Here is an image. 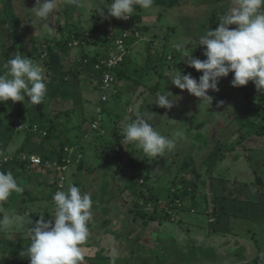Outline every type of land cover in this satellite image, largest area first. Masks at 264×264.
I'll return each mask as SVG.
<instances>
[{
  "label": "crops",
  "instance_id": "crops-1",
  "mask_svg": "<svg viewBox=\"0 0 264 264\" xmlns=\"http://www.w3.org/2000/svg\"><path fill=\"white\" fill-rule=\"evenodd\" d=\"M170 1L172 3L167 5L168 9L166 11L167 14L165 13L166 15L156 13L155 5L148 10L140 9L137 6L138 11L134 15L136 17L134 19L135 22L133 23L135 26L132 25L131 30H129L130 26H125L123 19L115 17L105 19L104 16L100 14V11L97 10L101 4L108 5L112 0H92L91 3L98 7L96 9H86L88 13H83V15L87 14L86 16L93 21H89L90 24L86 21L87 26L76 22L75 25L72 26L71 24L65 29L66 35L72 32L83 34L82 42L84 43H81L80 45L76 44L75 46H67V48L62 44L63 40L59 39V35L54 36V39L61 41H51L49 45L44 43L42 45V42L40 41V37L42 39L44 33L39 34V36L37 34V37L39 38L34 37V41L30 44L29 51L31 49L33 50L32 53H35V56H33L32 59L34 62L39 63L44 69L48 89L44 101L40 104L43 105L44 109L46 108V112L48 113L47 108L49 106V101L51 100L50 105L53 103L52 107L54 108L50 109V114H47L45 110H43L44 114H38L36 118H33L26 116V114L21 112L19 108H16L12 104V101L8 102L11 103L9 105L1 104L0 112L3 110L5 116L0 120V125L5 126L3 135L4 141L7 140L6 148H3V151L5 154L12 157V161L3 160L1 163L3 164L5 172L11 171L13 173L20 186L24 188V191L22 193L13 192L7 201L0 202V215H16L23 218L22 223H17V225L6 231L0 230V257L9 258L14 255L16 251L19 252L18 247L22 245V241H25L23 238L28 239V229L31 227V225L27 223L29 219H32L33 224H35V222L40 219V215H44L45 220L52 219L54 222L53 214L55 212V204L53 201L54 191L52 190L54 189L57 174H55L53 169L40 165L31 163L19 165L15 161V158H19V156L24 153L45 155L55 158V156L58 155L57 151L61 146L69 145L71 147L77 146L73 151L76 153L80 152L82 157L78 163L70 164L67 169L64 191L67 190L69 183H71L78 186L81 189L82 194H88L93 202L91 209L92 219L88 224L89 236L86 243L82 246L85 256L83 264H110V257L113 255V248L116 249L118 254L116 264L167 263V258L164 256L166 253L163 250L164 245L161 244L162 238L158 236V234H160L161 237H163V235L167 236V225L162 228L166 221L160 216L155 217L154 219H149V215L156 212L157 209L151 208L149 210L146 208L147 202L144 207L138 210L136 208V201L133 199V193L127 187V179L129 181L131 177H137L140 175L141 173L139 174V169L136 170V167H133L127 171L124 170V166L122 165L121 168L119 167L118 169H115L112 168L110 164L116 158L121 160L120 156L123 155L129 156V158L132 157L130 150H139L142 152V150L135 144L126 143L123 138H121L123 141L121 143L125 144V147L130 148L129 152L125 153L126 148L124 147L123 150H118L112 146L113 141H119L117 140V134L122 133L121 136L123 137V132H119L120 128L117 132L116 123L124 121V127L127 123L134 120L137 113H139L140 105L146 99L144 92L142 94L139 92V86H143V84H140V81L133 80L132 75H134L138 69H142L151 74L150 81L153 77V80H156L157 78L158 83H160L159 81L162 80V75L165 76L166 73L170 72L167 67V59L172 58V54L174 56L178 55L175 44L184 42L188 46V40L184 37L186 35L184 28L187 31L189 28L191 31L189 32V36H193L192 39L196 38L198 41L201 37L200 34L204 35L208 31V27L203 26L198 17L195 21L192 20V26H187L188 28L183 26L185 24H190L189 21H186L188 18L187 15H190V13L198 14L197 16H200L201 12L202 16L205 15L202 10H199V13H197V5L201 4L204 6L209 0L207 2L201 0L197 5H193L194 7L191 11L189 7L184 8L181 13L183 14L181 15L182 17L176 19L172 16L175 13L170 11L176 10L174 5L179 4L180 0ZM216 1L218 0H211V3L215 6ZM182 2L183 0H181V4ZM156 4L165 3L156 2ZM104 5H101L100 9L103 10L106 16L107 8ZM206 5L208 6V4ZM171 7L172 9H170ZM209 12L214 14L215 7ZM77 13L80 16L82 10L77 11ZM211 14L208 13L207 15ZM170 17L175 20L171 21ZM211 25L214 29L217 28L216 26L214 27L213 22H211ZM135 27L140 31L138 37L132 33V29ZM124 29L128 30L125 42L129 53L125 57L124 62L116 69L120 93L118 95H113L107 91L108 99L106 102H103L101 100L102 90L99 88L102 71L97 70L95 66L94 69L96 71H92L89 67L83 66L81 60L85 57L88 59L97 58L98 60L99 57L105 56L110 52L109 48H111V43L107 36L113 35L116 37L120 35L121 31ZM37 32L38 31H36V33ZM42 40L45 43H48L46 39ZM71 40L72 38L68 41L71 42ZM189 43L192 44L193 42L189 41ZM53 44L55 45L54 48L56 51L50 49V46ZM195 45L194 49L196 54H199L203 48L198 46V43ZM36 49L37 51H35ZM169 51H171V53H169ZM25 53H28V49ZM201 55H203V53ZM74 68L77 72L72 74L70 70H74ZM155 72L158 73L157 76ZM232 79L233 73L230 72L227 77L220 78L218 84L219 91L208 90V94L213 97L210 105H208L207 101H202L200 98L202 102L200 101V103L196 105L198 109L197 111L202 113L199 114L200 118H211L217 114V119H221L219 122L222 124L223 118H226V123L234 119L236 113L233 112V107L231 108L229 104L226 105L225 103H229V98H231V102L237 103L235 105L239 108L238 104H243L242 102H236V100L242 99L243 94L238 93L239 91L236 87L232 86ZM239 89L241 91L242 86ZM219 92H221L222 97H220ZM147 93L149 94L147 96L148 98L153 96V101L158 95V92H156L155 95H151L149 89H147ZM175 94L178 95L180 92ZM225 95L227 97H225ZM222 98H224L222 101H225L223 109H227L219 111L220 107L218 104ZM225 98L228 100H225ZM110 102H114L122 108L123 112L121 115L118 112V106H112L110 105ZM10 105H13L15 108L11 109ZM144 108L147 107H143V109ZM148 108H151V110L155 109L154 106H148ZM53 109H56L57 111L53 112ZM102 113H106L111 122H116L113 123V127L110 126V123L107 124L111 127L110 129L114 128V131L107 130L105 134L110 135L113 139L107 137L103 143H100L98 139L102 136L98 134V130L91 129V122L99 119L102 121L101 126L102 123H107L103 122L101 117ZM145 113L144 110L143 114ZM219 113L222 114L219 115ZM233 113H235V115ZM147 120L150 124L153 125L154 122V126H157V121L155 122L149 118ZM201 121H203L201 122L203 124L204 120L202 119ZM18 123L21 125H18ZM25 124L29 125L26 128H23L22 125ZM35 124L37 125V130L33 129ZM15 125H17V127H15ZM43 127L49 129L48 133H50V136L48 138L42 137V134L40 133L41 130H44ZM216 128V132L222 131L221 127ZM234 130L235 129L232 131ZM212 133L214 134L213 131ZM165 134L167 133L165 132ZM185 137L186 136L179 138L180 141L184 140ZM9 145L11 148H9ZM8 148L10 151H8ZM166 156L167 152L164 154V157H160L158 160H162ZM152 161L153 159L148 160L147 158H144L141 161L143 164L140 163V161L136 163V166H138V168L140 167L145 174L142 176L140 175V179L143 180L146 177L147 185H145V193L149 196H147L148 198L152 199L153 202H156V200L159 199L167 204L165 202L167 201L169 188H167V170L166 168L164 169L166 170V172L164 171L165 176L161 177V172L158 171L159 168L155 167L157 163L152 164ZM124 163L125 165L127 164V162ZM243 163L245 164V161H243ZM160 164V167H167L162 161H160ZM246 166L247 165L245 164V167ZM241 167L243 166L241 165ZM112 174L114 178L113 180L111 179ZM134 174L136 175L134 176ZM224 183L226 187L223 186L224 188L222 189L221 187L217 188V200L215 203L212 202V210L205 213L207 218L206 222L203 223V219H199L198 215L201 214V212L197 211V217H194L196 218V221L191 222L189 225H192L194 229L196 227L201 230L200 233L196 232L194 235L200 234V236L209 235L212 237V241L209 242L208 245L202 243L201 238L198 236L193 237L192 232L196 230H192L188 227H181L184 230L177 232L181 233L179 234L180 238H178L173 231L169 233L172 228L168 231V234L172 236L171 239L175 246L183 245L185 241H188L195 247L199 246V248L203 247L205 249L210 248L208 251H210L211 254L207 255L209 258H207V260H200V264H239L241 262V260H238V254L235 255V258H229V253L232 252L231 249H237L239 244L231 245L229 240L221 241L219 237V234H223L224 231H231V233H233L231 227L234 226V222L232 219L237 217L236 214L229 212L222 214L224 211L222 207H224V202L227 198L231 202L238 200L234 199L232 196L229 198V196L227 197L225 195L224 189H229L227 185H229L230 181L225 180ZM234 184H236V182ZM221 193H223V195ZM151 196L154 197L152 198ZM220 202L222 204L221 207L218 206V203ZM242 203L243 207L250 202L243 201ZM160 204L157 205L160 206ZM184 204L185 206L183 208H178L182 214L184 211L197 208L195 205L187 203V200ZM181 217L185 216L180 215V223L185 220ZM184 231H188L187 236H182ZM213 232H216V234ZM234 253H236V251L232 252V255ZM193 261L196 264L197 261H195V258ZM185 264H192V259Z\"/></svg>",
  "mask_w": 264,
  "mask_h": 264
},
{
  "label": "rangeland",
  "instance_id": "rangeland-1",
  "mask_svg": "<svg viewBox=\"0 0 264 264\" xmlns=\"http://www.w3.org/2000/svg\"><path fill=\"white\" fill-rule=\"evenodd\" d=\"M91 1L92 0H81V4L78 7L75 5H66L63 3V0H57L56 14L54 15V17L50 15V17L46 21L47 23H49L50 27H54L56 29L54 30V34L49 35L41 27V24L39 23H36L34 25L29 23V27L35 30L33 31L34 37H37V34L39 36V34L44 33L42 35V39H46L48 43H45L41 39V37H40V41L42 42V45L43 43L46 45H49L50 42L55 38L54 36L58 35L57 27L59 26V22H61L60 24H63L65 20H67L68 23L65 24L66 28L70 26L71 24L72 26L75 25L76 22H79L80 24L87 26L86 21L88 24H90V22H92L93 20H91L88 16H86L87 14L83 15V13L87 12L86 9H90V8L96 9L98 7L96 5H93ZM200 1L201 0H183L181 4V0H180L179 4L174 5V8L176 7V10H171L170 12L175 13L174 15H172L175 19L178 17L180 18L182 17L181 15H183L181 13L183 12L184 8L189 7L191 11V9L194 7L193 5L195 4L197 5V3H199ZM207 1L208 0H205V2ZM218 1H216V4H215V6L218 5L216 15L215 13L211 14V12H209L211 9L215 7L214 4L211 3V0H209V2L206 3L208 4V6L206 4L204 6L201 4L197 5L198 7L197 13H199V10H202L204 11L203 13L205 15L202 16L201 12H200V16H197L198 14L190 13V15H187L188 18L186 19V21H189L190 24L189 25L185 24L183 27L192 26L193 21H195L197 17L198 19H200V22H202L203 25H205V23L208 24L209 22H215L214 27L215 26L218 27L220 23L219 17L227 13L234 6V0H224V1L218 0ZM154 2H155L154 5H155L156 13H160L164 15L167 14L166 13L168 9L167 5L169 3H172L170 0H154ZM156 2L165 3V4H156ZM35 6H36V0H0V74H2L5 71L3 67L4 64L9 59L14 58L17 54L21 56L26 55L28 58H32L33 56H35V54L29 55L25 53L26 50L20 47L21 40H25L24 46L26 45V49L30 47L31 41L27 39L24 34L18 33L17 31L14 32V29H15L14 16L16 14L21 15V17H23V20H20V21L22 24H24L26 22L25 12L27 11L30 13V19H31L30 22H31L36 19L34 15V9H32ZM64 8H66L65 16H63L65 12L63 11ZM170 9H172V7ZM76 10L77 11L82 10V13L80 16ZM208 13H210L211 15H207ZM215 17L217 19H215ZM174 18L170 17L171 21H174L175 20ZM230 26L231 28L237 27L236 25H230ZM207 27L209 26L207 25ZM36 31L38 32L36 33ZM184 32L187 35L186 36L184 33L185 35L184 37H186V39L188 40V46L187 44H185L187 50L189 52H192L193 56L198 57L201 60L206 59L204 55H201L203 53V49L201 50L200 53L197 50L199 54H196L194 46H196L195 45L196 43H198V46H199V41L196 40V38L192 39L193 36L192 37L189 36L190 34L189 32H191L190 29L188 28V31H187L184 28ZM200 35L202 36L203 34H200ZM189 41L193 43L190 44ZM68 43H62V44L65 47L67 46L69 47ZM72 46H75V45H72ZM169 53H171V51H169ZM177 53L178 55L174 56L172 54V58L167 59V67L170 70L168 74L172 73V75H175L176 72L181 70L182 74L191 73L192 76L197 78L198 80L199 76L202 75V71H197L195 68L189 67L185 61H180L182 59L181 54L180 52H177ZM157 74L158 73H156V76ZM132 77H133L132 78L133 80L140 81L141 82L140 84H143V86H139V92L140 94L144 92V95L146 97L144 102L140 105L139 114L143 116L145 119L149 118L150 120H153L155 122L157 121V126L155 127L154 126L155 123L153 122V127H155L157 131H159L162 135H165L166 137L171 138L173 134L177 131L183 132L184 136H186L184 140L180 141V139H177L176 148L172 151L167 152V156L164 159L158 160V158H156L152 161V164L157 163L155 167L159 168L158 171L161 172V177L165 176L164 171L166 172L167 170V188L171 186V182L175 178L176 172H179V174L176 175L177 180L180 178V176H185L186 185L187 184L189 185L191 182H194L195 178L196 180H198L197 181L198 186H199V188L197 189L198 199L196 202L197 204L195 205L197 208H194V209L190 208L191 210L184 211V213L182 214L178 208L167 209L165 203H163L162 201H161L162 202L161 204L159 203L160 206H158L155 203V206L157 208L156 212L159 213L158 216L162 217V219L166 221L164 222V225L162 226V228L166 227L165 225H167V236L163 235V237H161V235L158 234V236L162 238V240L160 239L161 244L164 245L163 250L164 252H166L164 256H166V258L168 259L170 257L177 256V254H185V256L183 255V257H177V259L181 261V262H178V264H185V262L188 261L187 259H189L190 257L192 258L194 257L195 261H197L196 264H200L199 262L200 260H207V255L211 254V252L208 251V249L210 248L208 249H205L203 247L199 248V246L193 247L191 245V242H188V241H185L183 245L175 246L173 240L171 239L172 236L168 234V231L170 230V228H172V230H170L169 233L173 231L176 233L177 237L180 238L179 234L181 233H177V232L179 231L181 232V230H184L181 227H188L192 230H196L192 232L193 237L198 236L199 238H201L202 243H205L206 245H208L209 242L212 241L211 239L212 237L209 235L207 236L206 235L200 236V234L194 235L196 234V232L200 233L201 230L196 227L194 229L192 225L191 226L189 225L191 224V222L196 221L195 220L196 218L194 217L195 216L197 217V214H196L197 211L201 212V214L198 215L199 219L201 220L203 219V223L206 222L207 218H206L205 213L210 212L212 210V207H211L212 202L210 201V197H211L210 194H213V190L217 192L218 187H221V189L224 188L223 186L226 187L224 183L225 180L230 181L229 185H227V187L229 188L228 189L229 192L228 190L224 189L225 195L227 197L229 196L230 198L231 190L234 188V186H237V185L240 186L244 184V185H248V189L249 191H251L250 193L253 194V198H255L254 196L261 198L262 190H261L260 185L257 183V180H258L257 178L261 177L263 178V181H264V92L258 91L252 81H249L247 85H244V88H242L241 91L239 89L241 86L236 87V89L239 91L238 93L243 94V98L240 100L237 99L236 102H240V103L242 102L243 105L238 104L239 105V108H238V106L235 105L237 103H232L231 102L232 99L229 98L230 102L229 103L227 102L225 104L226 105L229 104L231 108L233 107L232 108L233 112H235L236 115L235 113H233L235 117L234 119L230 121L228 120L229 121L228 123H226V118H223L222 119L223 124H222L219 122L221 119H217V114H215L211 118H205V119L200 118L199 114H202V113L198 112L197 111L198 109L196 107V105L200 103L201 101L200 98L195 97L194 95L190 94L187 89L181 90L175 85H173L169 77L167 78V76L162 75V80L159 81L160 83H158L157 78L156 80H153L152 79L153 77L151 78V81H150L151 74L142 69H138L137 72L134 73V75H132ZM147 89L150 90L151 95H155L156 92H158V95L164 94L165 91L168 92L167 93L168 95H172L171 97H169V99H172V98L175 99L174 106L171 109L159 107L155 103V99L153 101V98H152L153 96L150 98L147 97L149 95L147 93ZM177 92L178 93L180 92V94L178 95L175 94ZM219 95L220 97H222L221 92H219ZM225 97L227 96L225 95ZM223 99L224 98L221 99L219 103L220 105L218 104L220 108L217 106L219 108V111L220 110L224 111V109H227V108L223 109L225 105L224 104L225 101H222ZM195 100H196V104H195ZM225 100H228V99L225 98ZM10 101L12 100L9 99L6 102H0V109H1V104L9 105L11 104V103H8ZM50 101H49V106L47 108L49 114H50V109L54 108L52 107L53 103L50 105ZM12 104L16 108H19L20 111L25 113L26 116L28 117L36 118L37 115L40 114L41 112L39 111L40 109L38 108V104L33 105L29 103L27 97L25 98L23 102H19V101L13 102L12 101ZM13 105H10L11 109L15 108ZM110 105L118 106L114 102H110ZM148 106L150 107L154 106L155 109L153 108L154 110H151V108H148ZM143 107H147V108L143 109ZM44 110L46 112V108ZM144 110L146 112L145 114H143ZM234 110L239 111V112H236ZM56 111H57L56 109H53V112H56ZM118 112L120 115L123 112L120 106H118ZM0 113H1L0 115V120H1L5 116V113L3 112V110ZM220 114L222 113H219V115ZM101 117H102L103 122H107V124L110 123V126L112 127H113V123L116 122V121L111 122V120H109V117L106 113H102ZM202 119L204 120L203 124L201 123L203 122L201 121ZM123 123L125 122L119 121L116 123L117 132L119 128H120L119 132L122 131L123 125H124ZM18 125H21V124L18 123ZM28 125L29 124H25L22 126L23 128H26ZM15 127H17V125H15ZM216 127H219V128L221 127L222 131L219 130L220 132H216L217 130ZM6 128L8 129L7 126ZM233 129L235 130L232 131ZM4 130H5V126L0 125V165L2 164L1 162L3 160L12 161V157H10L8 154H5L3 151V148H6V143H7V140L4 141V135H3ZM212 131L214 132V134L212 133ZM11 132L13 133L12 130ZM165 132L167 134H165ZM98 134L100 135V133ZM121 134L122 133L117 134V140H119L120 142L113 141L112 146L113 148H116L118 150L120 149L123 150V147H124L126 148L125 153H127L129 152L130 148L125 147L124 146L125 144L121 143L123 142L121 139L123 138ZM104 135H101L102 137L98 139L100 143H103L107 139V137H109L110 139H113V137H110V135L108 134L105 136ZM64 147L65 148L70 147L71 149L74 150L77 146L71 147L69 145H65ZM9 148H11L10 145H9ZM9 148H8V151H10ZM73 150H70L71 153L73 154L71 158H74L75 156ZM130 152L132 153L131 158H133L134 165H130V164L125 165L124 162H127L128 158L126 155H123V156H120L121 160H118L116 158L110 164V166L112 168L118 169L119 167L121 168V165H122L124 166V170H127V171H129V169H132L133 167H136V170L139 169V174L141 173L140 174L141 176L145 175L142 169L136 166V163H138V161L142 163L141 161L144 158H147L148 160H151L153 158L145 156L139 150H136V151L130 150ZM160 161L165 163L167 167H160L161 165ZM243 161H245V164L247 165L246 167ZM241 165L243 167H241ZM165 168L166 170H164ZM0 171H4L3 164L0 166ZM195 171H197L198 173H196ZM111 179L112 180L114 179L113 174L111 175ZM115 181H116V178H115ZM127 182H128V179H127ZM235 182L236 184H234ZM177 184L181 186L180 181H177ZM208 184H210L211 187L210 186L208 187ZM201 194L208 195L207 200H205V198L200 197ZM221 194L223 195V193ZM151 197L153 198L154 196H151ZM256 200L257 199L255 198L253 199V201H251L250 203L242 207L243 201L234 200L233 202H231L227 198V200L224 202V207H222L224 209L222 214L229 212L232 214H236L237 217H234L232 219L234 222V226L231 227L233 230V233H231V231L229 232L224 231L223 234H219L221 241L229 240L231 242V245L239 244V246H244L245 251H246L245 256L249 260L251 259L250 261H252V259L257 257L258 255L264 253V203L258 204ZM148 201L150 202V199H148ZM140 202H141L140 199H136V204H139ZM187 203L189 202L187 201ZM218 206L219 207L222 206L221 202L218 203ZM180 215L185 216V217H181L185 219L181 223L179 220ZM213 233L216 234V232H213ZM183 235L187 236L188 231H184L182 236ZM23 239H25V241H22V245L18 247L19 252L16 251L14 255H12L9 258L0 257V264H30V258L27 256L21 255V253L25 251L28 246H30V242L28 241L29 239H26V238H23ZM231 251L235 252L238 250L232 248ZM232 252L229 253V258L230 257L235 258V255L239 253V252L234 253L232 255ZM200 256H203V258H198ZM170 259L172 261L174 260L173 258H170ZM168 260L167 262H169ZM192 264H195V262L192 261ZM235 264H238V263H235Z\"/></svg>",
  "mask_w": 264,
  "mask_h": 264
},
{
  "label": "clouds",
  "instance_id": "clouds-1",
  "mask_svg": "<svg viewBox=\"0 0 264 264\" xmlns=\"http://www.w3.org/2000/svg\"><path fill=\"white\" fill-rule=\"evenodd\" d=\"M63 3L80 6L81 0H63ZM153 5L154 0H112L104 5L107 8L106 16L100 6L97 10L105 19L115 17L127 20L133 16L137 6L148 10ZM32 9L36 19L30 23H39L49 35L54 34L56 29L46 21L50 15L54 17L56 14L57 0H36V6ZM219 19L218 27L208 30L199 39L206 59L193 56L184 42L175 44L182 57L180 61L202 71L199 79L191 73L182 74L181 70L175 75L165 74L173 85L181 90L187 89L190 94L207 101L208 105L213 99L208 90L219 91L220 78L227 77L230 72L233 73V87L252 81L258 91L264 92V0H234V6ZM230 25L237 27L230 29ZM3 67L5 71L0 74V102L9 99L23 102L26 97L33 105L44 101L48 89L44 69L39 63L26 55L17 54ZM167 93L157 95L155 103L171 109L175 99H169L172 95ZM122 132L126 143L135 144L153 160L174 150L177 139L184 136L181 131L175 132L171 138L162 135L139 113L123 127ZM23 191L24 188L11 171H0V202L7 201L13 192ZM53 201L54 222L52 219L45 220L44 215H40L35 224L32 219L27 221L31 225L28 229L30 246L21 255L29 257L30 264H83L85 256L82 246L89 236L88 224L92 219L91 197L69 183L66 191L54 193ZM22 222L23 218L16 215H0V230L6 231ZM112 251L110 264H116L118 254L115 248Z\"/></svg>",
  "mask_w": 264,
  "mask_h": 264
},
{
  "label": "trees",
  "instance_id": "trees-1",
  "mask_svg": "<svg viewBox=\"0 0 264 264\" xmlns=\"http://www.w3.org/2000/svg\"><path fill=\"white\" fill-rule=\"evenodd\" d=\"M13 7V6H12ZM135 11L137 12L138 11V7H136ZM135 12V14H136ZM134 14V15H135ZM133 15V18H132V23L130 24H133L135 21V17ZM30 13L29 12H25V18L26 20H30ZM19 19V18H18ZM20 22V20H18ZM19 25H21V23H18ZM20 28V26H19ZM59 39H62L63 40V43H68L70 41V39L72 38V40L74 41L75 39H79L80 41L77 43V45H80L81 43H84L82 42L83 41V34H79V33H70L68 35L65 34V29H66V26H63V25H60L59 28ZM26 32V31H25ZM91 32V31H90ZM92 33V32H91ZM29 39L32 43V41H34V36L32 35V32H29ZM69 40V41H68ZM56 41H61V40H56ZM52 46V45H51ZM20 47L22 49H26V45L24 46V42L22 41V43H20ZM54 47V44L53 46ZM32 49L29 51V48H28V53L29 55L31 54H35V53H32ZM37 51V49L35 50ZM28 55V56H29ZM97 61V58H92V59H88L87 57L83 58L81 60V63L83 64V66H86V67H89V69H91L92 71H94V63ZM72 74H75V72H77V70L74 68V70H70ZM96 71V70H95ZM242 88H244V86H242ZM120 93V91L118 90L117 94H113V95H118ZM38 108L40 109L39 111L40 114H44L43 110H44V107L43 105H38ZM50 126V125H49ZM103 129H107L109 131H114V128L110 129V127L107 125V123H102V126H101ZM31 128H32V125H31ZM43 129L46 131V134L42 137H46L48 138L50 136V133L49 132V129H46L43 127ZM101 135V134H100ZM58 155L55 156V158H52L51 156H41L42 158V162L38 165L40 166H44L46 168H50V169H53L55 174H57L56 176V180H55V185H54V189L52 191L57 192V191H61L63 190L64 191V188H65V182H66V171L67 169L69 168L70 165L67 166L66 170L63 172L64 174V180H63V188H61V186L59 187L58 185V182L60 180V176H61V171L57 169V165H62L64 162H65V157L67 156V152L64 150V146H61L58 151H57ZM31 153H24L23 155H20L19 158H15L16 162L19 164V165H24L26 163H30L29 162V156H30ZM25 155V158H23V156ZM122 155V154H121ZM131 156V155H130ZM54 157V156H53ZM128 160H127V164H133L134 165V161H133V158H129V156H127ZM221 158V157H219ZM55 163V164H54ZM184 170V169H183ZM196 173H198L197 171H195ZM179 172H176L175 173V178L172 180V183H171V186L168 188V194H167V201H165L168 205H169V209H176V207H178L177 205H175L176 203V200H179L182 205L179 206L178 208H183L185 206L184 202L187 200L189 201V203H191V205H196L197 203V199H198V193H197V189L199 188L198 186V180H194V182H191L189 185L187 184L186 185V181H185V177L184 176H180V178L177 180L176 178V175H178ZM136 174H134L135 176ZM141 176L138 175L137 177H131L127 183V187L132 191L133 193V196L136 198V199H144V201H148V195L145 193V188L147 185L146 183V177L142 180L140 179ZM257 183L260 185L261 187V190H262V193H261V198L259 197H256L254 196L257 200L256 202L261 204V203H264V181H263V178H257ZM142 180V181H141ZM177 181H180L181 182V186H179L177 184ZM206 185V184H205ZM210 186V184H208V187ZM211 187V186H210ZM251 191H249L248 189V185H240V186H235L232 190H231V196L234 198V199H238V200H241V201H244V202H251L253 201V194L250 193ZM211 197H210V201L215 203L216 200H217V192H215L213 190V194H210ZM148 196V197H147ZM170 197V199H169ZM202 198H205V200H207L208 198V195L206 194H201ZM156 203H157V200H156ZM139 207H138V206ZM136 205V208L138 210H140L142 207L140 204H137ZM152 215V216H151ZM149 215V219H154L155 217H158V213L157 212H154L153 214ZM195 247V246H193ZM238 251H236V253H238V260H241L240 264H264V253L263 254H260L258 255L257 257H255L254 259H252V261L249 263V259L245 256L246 253H245V248L243 246H239L237 248ZM183 255L185 256V254H177V256H174V257H169L170 258H173L174 260L172 261L170 258H168L167 260L169 262H167V264H178V262H181L179 259H177V257H183ZM168 256V255H167ZM187 256V255H186ZM214 257V256H212ZM198 258H203V256H200ZM209 258V257H207ZM194 259V257H190L189 259H187L189 262L190 260ZM185 262V263H187Z\"/></svg>",
  "mask_w": 264,
  "mask_h": 264
},
{
  "label": "built area",
  "instance_id": "built-area-1",
  "mask_svg": "<svg viewBox=\"0 0 264 264\" xmlns=\"http://www.w3.org/2000/svg\"><path fill=\"white\" fill-rule=\"evenodd\" d=\"M136 11L133 12L132 15L135 14ZM132 17H129L127 20L123 19V23L126 25H129L131 30V26L134 24H130L132 23ZM135 26V25H134ZM132 33H134V35L136 37H138L140 35V31L135 27L132 29ZM128 35V30L124 29L123 31H121V34L114 37L113 35H108V39L110 41V47L109 48V53H107L105 56H101L99 57V59L95 62L94 66L97 70H101L102 71V76H101V81H100V85L99 88L102 90V94H101V100L103 102H106L108 99V95H107V91H109L112 94H117L118 90H119V80L117 78L116 75V69L123 63V61L125 60V57L127 55L128 51V47L127 44L125 42L126 37ZM71 42L68 43L69 46L72 45H76L80 40L77 38L74 41L71 40ZM100 110V109H99ZM34 130H37V125L35 124L33 126ZM91 129L93 130H98L100 134H104L105 130L101 127V120H94L93 122H91ZM40 133L42 135L46 134L45 130H41ZM64 150L67 152V156L64 158L65 162L62 165H57V169L61 171V176H60V180L58 182L59 187L63 184V180H64V174L63 172L66 170L67 166L72 164V163H78L81 160L82 154L81 153H76L74 152V158L72 157V153L69 148H65ZM23 158H25V155L23 156ZM29 162L31 164H35L38 165L42 162V158L40 155H36V154H30L29 156ZM55 164V163H54ZM150 199V198H148ZM141 202L139 203L141 205V207L145 206L146 204V208H148L149 210L151 208L154 207L155 202H153L152 199H150L149 201H144L142 199H140ZM158 203H161V201H159ZM167 208H169L168 204H165ZM175 205H177L178 207L182 205V203L179 200H176ZM176 207V208H178ZM144 209V208H143Z\"/></svg>",
  "mask_w": 264,
  "mask_h": 264
},
{
  "label": "water",
  "instance_id": "water-1",
  "mask_svg": "<svg viewBox=\"0 0 264 264\" xmlns=\"http://www.w3.org/2000/svg\"><path fill=\"white\" fill-rule=\"evenodd\" d=\"M224 1V0H223ZM222 3V2H221ZM218 6V5H217ZM217 6H215V15L217 14ZM231 7V6H230ZM229 9V8H228ZM63 11H65L64 12V15L63 16H65L66 15V8H64V10ZM224 13H225V11H224ZM19 18V19H18ZM30 18V17H29ZM215 19H217L216 17H215ZM18 20H23V17H21V15H19V14H16L15 16H14V22H15V29H14V32L15 31H17L18 33H22V34H24L25 36H26V38L27 39H29L30 37H29V32H32V35L34 36V33H33V31H35L33 28H30L29 27V23H30V20H26L25 19V23L24 24H22L21 23V21L19 22ZM18 23H21V25H19ZM61 22H59V26L60 25H63V26H66L65 24L66 23H68V21L67 20H65V22L63 23V24H60ZM214 23V25H215V22H213ZM209 26L208 27V29L210 30V29H214L213 28V26L211 25V22H209L208 24H206L205 23V25H203V26ZM19 26H20V28H19ZM59 26L57 27V31H58V28H59ZM41 27H42V25H41ZM230 29H231V26H230ZM26 31V32H25ZM58 35H59V32H58ZM30 40V39H29ZM34 40V39H33ZM22 41L24 42L25 40H21V43H22ZM53 42H57L56 41V39H53L52 40ZM50 49H52V50H54V51H56V49L55 48H52L51 46H50ZM105 130V132H104V134H106V132H107V129H104ZM104 134H101V135H104ZM160 200L158 199L157 200V203L156 204H159L158 202H159ZM162 203V202H161ZM157 209V208H156ZM162 209H164V208H162ZM167 209H169V208H167Z\"/></svg>",
  "mask_w": 264,
  "mask_h": 264
},
{
  "label": "flooded vegetation",
  "instance_id": "flooded-vegetation-1",
  "mask_svg": "<svg viewBox=\"0 0 264 264\" xmlns=\"http://www.w3.org/2000/svg\"><path fill=\"white\" fill-rule=\"evenodd\" d=\"M133 199L136 201V198L133 196ZM138 206V205H137ZM139 207V206H138ZM154 209H156V206L154 205V207H153ZM232 260V259H231ZM251 260V259H250ZM248 261L249 263L251 262V261Z\"/></svg>",
  "mask_w": 264,
  "mask_h": 264
}]
</instances>
